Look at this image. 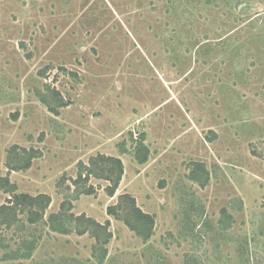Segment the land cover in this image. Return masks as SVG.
<instances>
[{
	"label": "rangeland",
	"instance_id": "obj_1",
	"mask_svg": "<svg viewBox=\"0 0 264 264\" xmlns=\"http://www.w3.org/2000/svg\"><path fill=\"white\" fill-rule=\"evenodd\" d=\"M100 154L123 164L113 196L88 171ZM6 178L50 204L0 220V264H264V0H0ZM13 194L0 187V206ZM121 194L152 216L146 239ZM82 215L106 231L79 234Z\"/></svg>",
	"mask_w": 264,
	"mask_h": 264
},
{
	"label": "trees",
	"instance_id": "obj_2",
	"mask_svg": "<svg viewBox=\"0 0 264 264\" xmlns=\"http://www.w3.org/2000/svg\"><path fill=\"white\" fill-rule=\"evenodd\" d=\"M65 106L66 104L61 102L60 106ZM142 151V152H141ZM36 156L33 151H30L28 154L23 155V157L17 155L14 157V160L16 158L17 163L14 162H7V167L9 168V171H19V170H26L30 167V162L32 159H34ZM134 157L140 164H143L147 161V152L144 146L141 144L137 145V148L134 151ZM13 160V161H14ZM89 166L90 174L93 173L95 169H98L99 172H95V176L98 178H102L105 181L109 183V186L106 187L107 193L110 196H113L115 194V191L118 188V185L121 181V177L123 175V164L122 161L118 158H114L111 156H104V155H97L96 157H91L89 159ZM193 168L190 173V178L193 181L200 182L201 186H203L207 179L208 174L205 170V167L203 164L194 163L192 164ZM79 167L82 168V170L87 169L84 167L81 163L79 164ZM81 180V172L78 174L77 181ZM3 180H0V187L3 189L4 192L13 194L15 187L13 185H10L8 183L7 178L5 179V183H1ZM83 181H86V178L83 179ZM77 183V182H75ZM93 191L91 187H89L86 190H83L82 193L89 194ZM120 200V205H123L122 210L126 211L124 212L125 218L123 221H125V224L130 227L133 231H135L138 235L142 236L144 239L149 237L152 227H153V218L150 215L145 214L142 212L138 207L135 205V200L128 194H121L118 196ZM50 204V198L46 195H38L36 197H31L27 194H13V197L11 198V201L7 202L6 205L0 206V220H2V223H4L7 228H9L12 225V222L15 220L16 210H19L20 212H26L30 215L29 219L27 220L29 223L33 224L38 219H41L43 216L44 211ZM120 208V206H117ZM128 211V212H127ZM107 213L109 215H115V208H108ZM60 217V214L51 215L49 217V223L53 220H56ZM132 218V219H131ZM78 220L85 221L88 225H90L88 228H84V230L78 231L79 234H83L92 226L96 229H101V233L103 231H106V227L101 226L92 220H89L85 218L83 215L77 218ZM54 230V228H53ZM91 230V229H90ZM64 233V232H63ZM100 233H94L93 236L95 237L97 242H100ZM111 238V234L108 232L103 233L102 236V244L105 245L108 243L109 239ZM24 246H26V242H24ZM33 248L31 246V242L29 243V249L26 252V254L21 255L20 258L26 259L31 256ZM102 255L100 257V261H102L106 255L107 250L104 248H101ZM17 257V253L15 254Z\"/></svg>",
	"mask_w": 264,
	"mask_h": 264
}]
</instances>
